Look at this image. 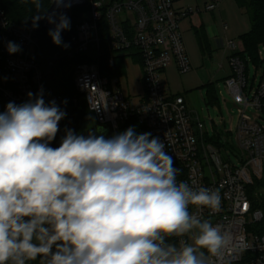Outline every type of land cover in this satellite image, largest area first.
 <instances>
[{"label":"clouds","instance_id":"1","mask_svg":"<svg viewBox=\"0 0 264 264\" xmlns=\"http://www.w3.org/2000/svg\"><path fill=\"white\" fill-rule=\"evenodd\" d=\"M30 2L33 26L47 18L53 43L62 45L69 18L61 14L57 22L55 14L45 16L44 0ZM7 50L20 46L10 41ZM27 95L0 113V264L223 261L221 226L189 211L218 212L219 191L178 182L164 141L135 126L111 137L65 129L59 147H51L66 112L55 100L46 103L43 90Z\"/></svg>","mask_w":264,"mask_h":264},{"label":"built area","instance_id":"2","mask_svg":"<svg viewBox=\"0 0 264 264\" xmlns=\"http://www.w3.org/2000/svg\"><path fill=\"white\" fill-rule=\"evenodd\" d=\"M182 1L185 0H65L70 7L59 8L52 3L45 16L55 14L57 22L59 15L69 18L74 9L88 7V11L73 27L62 30L61 37L67 38L68 47L63 46L53 58L47 59V65L52 70L54 62L62 56H85L89 61L79 63L74 69V85L85 97L90 117L97 126L112 136L129 120L138 119L153 137L164 141L165 151L173 156L175 167L179 169L178 182L219 191L218 212L189 207V211L201 219L220 225L225 234L223 261L211 257V264H264V233L248 230L250 215L254 224L264 221V211L253 208L249 195L250 188L264 180V73L255 89L249 87L248 64L239 56L241 50L237 43L217 40L218 48L229 53L230 75L224 83L235 105L242 108L237 127L240 153L236 156L238 163L232 164L208 141L201 116L189 109L184 97L170 94L162 80L163 73L171 66L182 75L193 70L181 22L199 10H178L176 5ZM221 1L210 0L205 10H217ZM103 24L113 53L108 60L109 66L115 67L120 56L125 62L128 58L137 62L142 68L145 94L137 104L123 93L118 77L107 78L100 73L98 61ZM43 27L54 30L55 25L45 18ZM10 41L19 45L20 51L9 54ZM41 54L36 29L10 21L0 8V97L7 103L19 105L28 100L29 92L35 95L43 90L46 103L55 100L66 112L56 135L62 140L65 129L75 131L72 109L78 105V100L66 102L45 86ZM219 69L223 67L220 65ZM249 108L260 115L256 119L247 116ZM178 239L170 238V242L177 243Z\"/></svg>","mask_w":264,"mask_h":264},{"label":"rangeland","instance_id":"3","mask_svg":"<svg viewBox=\"0 0 264 264\" xmlns=\"http://www.w3.org/2000/svg\"><path fill=\"white\" fill-rule=\"evenodd\" d=\"M188 1L185 3L193 2L191 0L189 2ZM226 1L227 0H224V2ZM197 2L200 6L198 9L203 11L205 10L206 5L210 3V0H197ZM191 8L197 12L196 7ZM230 15L232 17L227 18L228 25L230 26L227 34L223 33V30L221 29V19L218 18V16L214 18L211 14L205 13L201 18L203 19L205 26L208 28V31H215L214 36H219L218 38H215V40L223 39L224 42L235 41L238 49L242 51V42L235 34L236 27L234 22L240 21V24L246 22L247 25H249L250 22L248 18L244 17L240 13L239 15L232 13ZM188 23L189 21L186 22L183 27H185ZM240 28H243V25ZM183 38L193 70L184 75L176 73L175 75L168 76L166 84L169 85L174 92L180 93L181 95H185L186 93L187 104L194 109L193 111H197L199 113L202 121L204 122L205 131L207 132L206 137L209 139L208 141L215 144L220 149V153L225 161L230 159L232 164H237L238 160L236 156L240 153L237 143V127L241 117L242 108L235 105L234 98L224 83V79L227 78L225 71H229L230 69L227 60L229 53H227L226 50L218 49L215 40H213L210 44L211 54L209 56H204L205 52L208 53L207 47L203 44L205 49L202 48L198 42L195 32H187L184 34ZM247 60L249 63V70L247 74L248 86L255 89L262 80L261 78L264 73V64L262 66L256 65L249 56L247 57ZM258 63H264L263 46L259 47ZM220 65L225 68V71L219 69ZM125 67V75L118 78L124 94L127 95L130 93L132 97L135 93L141 92L142 89V86L138 82V75L140 71L139 67L129 58L125 62ZM208 82L214 83L215 85L218 103H209L208 101L209 99L206 88V84ZM227 104H231L233 106L232 111H229ZM259 115L260 114L258 112L252 111L250 108L247 111V116H251L254 119H256ZM258 184V182L255 183L250 190H254L252 193L255 200L259 204L264 205V187L259 186ZM261 209L264 211V207ZM248 219L250 222L248 230L252 233H257L259 231L260 224H254L252 222L251 215Z\"/></svg>","mask_w":264,"mask_h":264},{"label":"trees","instance_id":"4","mask_svg":"<svg viewBox=\"0 0 264 264\" xmlns=\"http://www.w3.org/2000/svg\"><path fill=\"white\" fill-rule=\"evenodd\" d=\"M238 7L243 9L250 21V30L240 36V41L243 44L244 50L239 53L241 59H243L248 65L247 57L258 66H262L264 63L259 62V47H264V0H235ZM51 0H44L43 9L48 12L51 7ZM0 8L6 12L8 19L24 28H34L38 32L40 38V46L42 54L40 56V65L44 70V84L48 89H51L55 94L63 97L66 102H71L73 99L78 100V105L73 107L74 113V129L75 133L79 134L84 128L86 123L90 120V112L85 100V97L79 94L74 85V69L79 63L89 61L85 56H75L68 58L66 56L60 57L54 62L53 69L47 65V59L53 58V56L62 50L64 44L67 45V38L62 37V45L58 46L53 43L48 29L43 27V19L39 20L38 27L33 26L34 15H37L35 5L30 0H0ZM88 11V7L74 9L69 16L70 26L73 27L80 19L83 13ZM105 26L102 25L100 30V37L102 38L100 46V59L98 61L100 73L107 77H120L125 75V60L124 57H118L115 67H110L108 64L109 58L112 56V50L109 46L107 39V32L104 30ZM63 54V53H62ZM264 66V65H263ZM264 70V68H263ZM207 96L209 103H218L217 91L214 83H208L206 85ZM8 103L0 97V113L5 111ZM135 126L137 133L148 132L146 127L142 125L138 119L134 118L129 120L120 128V132L125 131L128 127ZM61 140L56 138L51 142V147H59ZM259 186L264 187V180L258 182ZM254 190H250V198L253 204V208H263V204H259L253 197ZM264 233V221L260 224L259 231Z\"/></svg>","mask_w":264,"mask_h":264},{"label":"crops","instance_id":"5","mask_svg":"<svg viewBox=\"0 0 264 264\" xmlns=\"http://www.w3.org/2000/svg\"><path fill=\"white\" fill-rule=\"evenodd\" d=\"M186 1H188V0H185V1H182V2H180V3H178L177 5H176V8L178 9V10H182V9H185V8H191V7H196L197 8V10H199L198 8H200V6L197 4L198 2H197V0H191V1H193V2H191V3H185ZM190 1V0H189ZM188 1V2H189ZM206 3V2H205ZM207 4V3H206ZM231 11H233V12H231ZM205 13H209V14H211L214 18H216L217 16H218V18H220L221 19V29L223 30V33H225V34H227V32H228V30H229V25H228V22H227V18H230V17H232L230 14L232 13V14H238L239 15V13L241 14V15H243L244 17H246V18H248V20H249V17H248V15H247V13L243 10V9H240L239 7H238V5H237V3L235 2V0H229V3H228V0L226 1V2H224V0L223 1H221V3H220V5H219V8L217 9V10H215V11H213V12H208V11H206V10H203V11H198L197 13H195V14H193V15H191L190 17H188V18H186V19H184L182 22H181V32H182V35H183V37H184V34L185 33H187V32H189V33H192V32H195V34H196V37H197V39H198V42L200 43V45L202 46V48L203 49H205L204 48V46H203V44H205L206 45V47H207V51H208V53H204V56H209L210 54H211V50H210V44H211V42L213 41V40H215V38H218L219 36H214V34H215V31H213V32H209L208 31V28L205 26V24H204V22H203V19L201 18ZM240 18V17H239ZM189 21V23L187 24V25H185V27H183L184 26V24L186 23V22H188ZM250 22V21H249ZM238 23V24H237ZM241 22L240 21H236V22H234V25H235V27H236V36H238V38H240V36L241 35H243V34H245V33H247L249 30H250V23H249V25H247L246 24V22H244L243 24H240ZM225 25L227 26V29H225ZM239 25V26H238ZM242 25H243V28H240V27H242ZM238 27V28H237ZM213 33V34H212ZM217 33L219 34V32L217 31ZM216 33V34H217ZM184 39V38H183ZM217 40L218 39H216L215 40V42H216V46H217ZM223 40V39H222ZM242 51L244 50V47H243V44H242ZM217 48H218V46H217ZM218 49H222V48H218ZM224 50V49H223ZM241 51V52H242ZM133 61V60H132ZM133 63H135L138 67H139V75H138V82L140 83V85L142 86V89H141V92H139V93H135L132 97H131V94L130 93H128L127 95H126V97L129 99V100H131L133 103H138L139 101H140V99L144 96V94H145V89H144V86H143V82H142V68H141V66L139 65V64H137V62H135V61H133ZM126 68V67H125ZM223 71H225V68L223 67V69H222ZM226 72V74H227V77L230 75V69H229V71H225ZM176 73H179L178 72V70L176 69V67L175 66H171V68H169L168 70H166L164 73H163V75H162V80H163V82H164V84H165V87L167 88V90H168V92L170 93V94H172V95H180V96H182V97H184V99H185V101H186V103H188L187 102V99H186V93H185V95L183 94V95H181L180 93H177V92H174L172 89H171V87L169 86V85H167L166 84V81L168 80V76H170V75H175ZM208 83H211V82H208ZM207 83V84H208ZM206 84V85H207ZM124 93V92H123ZM132 98H133V100H132ZM187 106L191 109V110H194L193 108H191L190 106H189V104H187ZM232 108V107H231ZM232 111V110H231ZM195 112H197V111H195ZM198 113V112H197ZM199 114V113H198ZM88 124H95V125H97L96 124V122L94 121V119L92 118V117H90V120L86 123V125H85V127L88 125Z\"/></svg>","mask_w":264,"mask_h":264},{"label":"water","instance_id":"6","mask_svg":"<svg viewBox=\"0 0 264 264\" xmlns=\"http://www.w3.org/2000/svg\"><path fill=\"white\" fill-rule=\"evenodd\" d=\"M227 107H228L229 111H231L232 105L231 104H227ZM89 130L95 132L97 135L104 134L106 137H111L110 133H106L103 129H101L100 127H98L95 124H93V125L92 124H88L86 127L84 126V128L81 130V132L79 134H83V135L86 136ZM101 130H102V133H101Z\"/></svg>","mask_w":264,"mask_h":264}]
</instances>
